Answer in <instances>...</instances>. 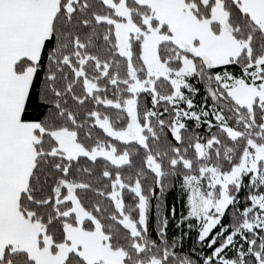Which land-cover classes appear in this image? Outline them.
I'll list each match as a JSON object with an SVG mask.
<instances>
[{
	"label": "snow or ice",
	"instance_id": "obj_1",
	"mask_svg": "<svg viewBox=\"0 0 264 264\" xmlns=\"http://www.w3.org/2000/svg\"><path fill=\"white\" fill-rule=\"evenodd\" d=\"M166 178L204 264H264V0H0V264H183Z\"/></svg>",
	"mask_w": 264,
	"mask_h": 264
},
{
	"label": "trees",
	"instance_id": "obj_2",
	"mask_svg": "<svg viewBox=\"0 0 264 264\" xmlns=\"http://www.w3.org/2000/svg\"><path fill=\"white\" fill-rule=\"evenodd\" d=\"M200 97L197 96V101ZM154 185H148L151 189ZM146 229L145 240L157 251L167 249L169 254L175 252L183 264H204V258L211 255L212 249L206 241L200 240L198 223L188 219L189 205L187 189L179 178H166L162 187H157L155 194L146 190ZM138 201L131 195H125L126 206H133ZM134 217L138 213L133 212ZM138 218V217H137ZM226 219L224 223H228Z\"/></svg>",
	"mask_w": 264,
	"mask_h": 264
},
{
	"label": "rangeland",
	"instance_id": "obj_3",
	"mask_svg": "<svg viewBox=\"0 0 264 264\" xmlns=\"http://www.w3.org/2000/svg\"><path fill=\"white\" fill-rule=\"evenodd\" d=\"M145 211H146V209H145ZM145 222H146V215H145Z\"/></svg>",
	"mask_w": 264,
	"mask_h": 264
}]
</instances>
